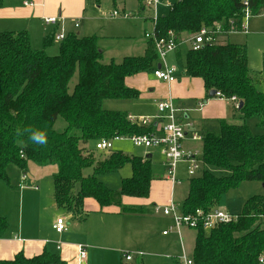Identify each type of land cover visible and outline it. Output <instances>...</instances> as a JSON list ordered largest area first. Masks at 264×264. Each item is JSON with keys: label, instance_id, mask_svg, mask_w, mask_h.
Instances as JSON below:
<instances>
[{"label": "trees", "instance_id": "obj_1", "mask_svg": "<svg viewBox=\"0 0 264 264\" xmlns=\"http://www.w3.org/2000/svg\"><path fill=\"white\" fill-rule=\"evenodd\" d=\"M6 0H0V7ZM99 6L103 0H93ZM112 5L116 0H109ZM244 1L247 2L245 6ZM260 14L264 0H177L166 14L158 17L155 35L177 42L183 34H196L201 28L224 34L239 30L244 10ZM52 37L42 49L31 46L26 31L0 32V180L9 183L6 168L12 164L24 171L27 163L56 165L53 198L56 206L78 214L87 197L101 207L119 206L124 212H140L124 206L122 196L146 198L155 178L149 157L109 150L103 159H94L91 146L100 139L148 133L149 129L133 122L125 111L103 108L107 99H134L139 92L127 87L125 77L152 69L157 60L154 43L147 40L141 56H125L120 62H102L97 36L68 33L59 42L56 54L46 53ZM184 74L202 79L205 89L215 90L226 99L235 97L239 116L245 121L256 116L260 134H253L245 122L220 121L217 134L202 135L203 170L189 178L181 215L195 216L197 209L206 215L218 207L222 196L243 180L264 183V92L255 86L258 76L248 66L245 44L228 40L187 49ZM78 71L73 88L69 82ZM63 119L62 130L54 128ZM45 139L38 142L34 135ZM95 150V149H94ZM130 164L131 175L121 178L117 190L105 186L98 175L114 173ZM207 166L227 171L217 176ZM91 167L85 175L84 169ZM192 250L194 264H264V195L247 198L228 223L205 230L197 217ZM7 221L0 215V237ZM262 260V261H260ZM0 264H66L44 249L28 257L22 252ZM129 264H144L141 262Z\"/></svg>", "mask_w": 264, "mask_h": 264}, {"label": "crops", "instance_id": "obj_2", "mask_svg": "<svg viewBox=\"0 0 264 264\" xmlns=\"http://www.w3.org/2000/svg\"><path fill=\"white\" fill-rule=\"evenodd\" d=\"M125 3L126 0H116L110 13L113 10L120 12L118 4L125 7ZM100 5L96 6L93 0H6L0 7V32L26 31L32 48L37 50L43 48L44 40L48 37H52L53 40L46 49H53L54 45L58 49L60 41L54 37L59 32L66 35L68 33H76L79 36L95 35L98 46L102 50V57L107 53L108 61L120 62L125 56L143 55L148 40L145 33L152 30L151 16L138 15L143 25L145 39L143 46L127 45L122 47L120 45V51L112 52L108 49L109 45L104 43L110 42L111 39L117 42L124 34H120L112 25H109V18L113 17L110 14L105 17V14L100 13V10L97 9ZM139 7L145 11L147 6L145 3H140ZM120 13H125V9L122 8ZM47 17H56L58 20L54 24L46 23L44 19ZM114 17L123 18L122 16ZM76 23L78 26H75ZM249 26L248 20L247 32L244 34L249 32ZM230 33L219 35L218 40L230 41ZM190 38V35L183 34L177 48L172 51V56L167 57L166 55L169 65H174L177 69L173 58L176 61H181L183 55L185 58L187 50L182 55V48L184 45H188L187 49L190 47ZM134 48H138L140 54H133L135 53ZM118 55L121 56L117 57ZM152 69L129 75L124 79L127 87L139 92L137 98L123 100L133 104V108L124 103L123 106L109 104L108 109L125 111L131 118L156 116L159 114L158 101L170 99L177 109L179 118L191 124L190 132L200 135L206 132L217 134L219 131L211 130L212 125L218 124L219 128L221 120L235 124L229 119L231 113L234 114L233 101L209 96L202 79L186 76L183 65L180 74L177 75L178 69L176 70L175 80L172 82L157 79L153 75ZM161 122L164 123L165 120H161ZM241 123H243L242 119L240 123L236 124ZM136 156H148L151 160L153 153L146 149L141 155ZM19 170L21 178H17L18 175L9 174L7 167L9 183L0 180V215L7 221V227L0 237V259H11L18 252L31 257L47 249L58 254L66 264H129L134 258L137 259L134 260V263L141 261V263L149 264V259H146L148 262L146 263L142 255L150 254L156 246H160V242H157L153 237V226L149 225V221L136 214L144 213L141 216H152L161 213L163 216H169L154 211L155 206L164 207L173 201L172 195L169 197L167 195L168 187L170 186L172 190L173 185L166 175L165 178L155 177L152 180L150 192L146 198L122 196V205L137 207L140 212H124L115 205L101 207L95 199L87 197L83 200L78 214L72 215L65 210L67 214L62 218L63 213L60 211L62 208L55 206L50 196L51 183L48 188L46 187V192L37 186L44 179L51 178L52 180L53 175L57 172V166L38 165L29 161L24 171ZM179 170L184 171L185 167L180 164ZM121 178L124 177H120L119 183ZM58 218H62L66 223V229L61 233L53 229V224ZM166 220L168 223L171 222L167 217ZM164 231L166 230H162V234ZM168 234L167 231L166 235ZM80 246L86 253L82 261H79ZM127 253L131 256L129 261L125 260Z\"/></svg>", "mask_w": 264, "mask_h": 264}, {"label": "rangeland", "instance_id": "obj_3", "mask_svg": "<svg viewBox=\"0 0 264 264\" xmlns=\"http://www.w3.org/2000/svg\"><path fill=\"white\" fill-rule=\"evenodd\" d=\"M119 1V0H118ZM147 0H126L125 7L123 5L118 4L117 7H119V11L122 12V8L125 9V13H131L133 14L129 18H109V25H112L117 32L120 34H124V36H121V40H117V42H114L112 39L110 42H105V45H109L108 49H110L112 52H118L120 51V45L127 46V45H141L144 44V35H143V25L142 20L138 15L143 16V14L153 16L154 13L158 16L163 15L167 12L168 7L176 2L177 0H159V3L157 4L155 9L149 8L148 6L145 7V11H142L139 7L140 3H145ZM112 2L109 0H103L100 7L97 8L100 10V13L105 14V17H108L110 14V11L113 9ZM140 10V11H139ZM144 12V13H143ZM249 20V29L248 33L244 34L241 30H235L232 31L229 34V39L231 42H237L240 44H245L247 48V57H248V66L252 73L258 74L263 66H264V11L260 14H257L255 12H252L248 18ZM146 24V23H145ZM115 43V44H114ZM114 45V46H113ZM188 45H184L182 50L183 53H185V50H187ZM132 49V48H131ZM135 53L133 54H140V51L138 48L133 49ZM58 52V49L55 48V45L53 46V49H46V53H53L56 54ZM121 55H118L119 57ZM172 52H169L167 54V57H171ZM107 53L102 57V62H107ZM119 60V59H117ZM173 61L177 65V75L181 73L182 65L184 62V55L182 56L181 61H176L175 58H173ZM78 79V71L74 73L73 77L71 78L69 82V89L71 90ZM255 86L258 88V90H261L264 92V74H260L258 76V81H256ZM124 99H107L103 102V108L108 109L109 104L111 105H121L123 106L124 103H127L126 106L133 108V104H131L129 101H123ZM234 114L230 115L229 119L233 123H240V120L242 119L239 116L238 111L235 110V107L233 109ZM239 116V117H238ZM241 118V119H240ZM229 121V122H230ZM242 122L243 119H242ZM259 119L256 116H252L250 118H247L245 120V123L249 127L250 131L253 134H260L263 132V129L258 126ZM65 126V122L63 119L58 118L55 122L54 128L56 130H62ZM211 130L213 132H218V124L212 125ZM113 148L112 150H119L122 151L128 155H141L142 152L146 149H149L152 153V159L151 162V168L152 172L154 173V177H164L166 175V166L163 163L165 161L163 155L161 154L160 150L157 148H145V147H136L132 144V142L128 139L122 138L117 139L113 141ZM93 153L94 159H103L106 157L109 153V151H99L94 150L93 146H91V150ZM182 167L186 166V163H181ZM206 169L211 171L217 176H221L224 174H227V171L218 169L215 167L207 166ZM92 169L91 167L84 169V174L87 175L91 173ZM185 171V170H184ZM183 170H179L178 176L181 178L179 182H176L171 190V187L168 188V197L169 195H172L173 202L177 205V214L180 215L181 213V207L183 199L187 193L188 190V181L189 178L186 172ZM201 170L197 171V175H200ZM8 173H12L14 175H18L17 178H21V171L15 166L10 164L8 166ZM131 174V167L129 164H126L122 169L117 171L116 173L111 174H104V175H98L97 178L103 182L105 186L108 188H119V179L120 177H127ZM13 178V177H12ZM14 180V178H13ZM50 180V182H49ZM170 182V181H169ZM3 183V182H2ZM51 183V189H50V196L52 199V202L55 204L54 198H53V180L51 178L44 179L40 185L41 190L46 192V187L48 188ZM172 193V194H171ZM255 194H261L264 195V185L263 182L254 181V180H243L241 181L236 188L229 189L221 198L219 202V207L227 210V212L236 215L241 211L242 205L244 201L249 198L252 195ZM129 204V203H128ZM62 211L61 217L64 218V216L67 214L66 211L62 208L60 209ZM144 214V213H141ZM140 213H137L136 215H140L142 219H146L149 221V225L153 226L152 235L157 240V242H160V246H156L155 250L152 251L150 254L142 255L143 260L146 261V259H149V264H179L180 257L185 253L188 257H192V247H193V240L195 235V228L188 226L186 224H181L179 227H176L174 225V219L172 216H163L160 214H153L152 216H141ZM166 217L171 220V222H167ZM162 230L168 231V235L162 234ZM176 255V257H173ZM178 256V258H177ZM133 261H130L129 263H134ZM141 262V261H139Z\"/></svg>", "mask_w": 264, "mask_h": 264}, {"label": "built area", "instance_id": "obj_4", "mask_svg": "<svg viewBox=\"0 0 264 264\" xmlns=\"http://www.w3.org/2000/svg\"><path fill=\"white\" fill-rule=\"evenodd\" d=\"M158 3L159 0H147L145 5L149 8L155 9ZM244 4L247 6V2L244 1ZM251 13L252 11L248 8L244 10L243 22L241 23L239 29L244 33L247 32V22ZM110 15L112 17L122 16L123 18H129L132 16L130 13H120L117 10H113ZM157 19L158 15L154 13V15L151 16L152 30L145 33V37L154 43L155 52L157 54V60L152 69V73L159 80L172 82L175 80V72L177 69L176 66L169 65L167 63L166 55L177 48L178 42L172 35L167 38L155 35L153 28ZM44 20L46 23L54 24L58 19L56 17H47ZM75 26H78V24L76 23ZM230 32L232 31H229L228 33ZM221 34L224 33L219 29V27L216 29L203 27L189 39L190 48L198 50L205 44L214 43ZM65 36V33L59 32L55 34L54 38L61 41L65 38ZM156 64L159 66L157 67ZM215 96L226 99L218 92H216ZM227 100L233 101L235 108L238 107L235 97ZM157 108L159 114L156 116L131 118L133 122H136L144 128H148V133L133 134L126 137L117 136L111 139L103 138L96 141L94 149L99 151H109L113 147L114 140L125 138L130 140L136 147L159 149L165 159L166 178L170 180L172 185L180 181L178 172L179 165L182 162L186 163L185 172L188 177L191 178L197 176V171L201 170L200 172H202L203 170L201 157L202 135L189 131L191 124L184 122L181 118H179L177 109L174 107L170 99L158 101ZM161 120H165V122L162 123ZM154 211L172 216L176 227H179L184 223L188 226L196 228V226H198L197 217H200L202 218V227L205 230H210L219 224L228 223L236 218V215L220 208H215L206 215L203 214L202 210L197 209L195 211V216L183 217L181 213L180 215L177 214V205L173 201H170V203L164 207L155 206ZM53 229L56 232L61 233L66 229L65 221L62 218L56 219V222L53 224ZM163 234H167V231H164ZM85 256V250L82 246H80L79 261H82ZM130 259L131 256L127 253L125 255V260L129 261ZM180 264H194V261L192 257H188L185 253H183L180 257Z\"/></svg>", "mask_w": 264, "mask_h": 264}, {"label": "clouds", "instance_id": "obj_5", "mask_svg": "<svg viewBox=\"0 0 264 264\" xmlns=\"http://www.w3.org/2000/svg\"><path fill=\"white\" fill-rule=\"evenodd\" d=\"M33 139L38 141V142H43L45 137L42 134H39V135H34Z\"/></svg>", "mask_w": 264, "mask_h": 264}, {"label": "water", "instance_id": "obj_6", "mask_svg": "<svg viewBox=\"0 0 264 264\" xmlns=\"http://www.w3.org/2000/svg\"><path fill=\"white\" fill-rule=\"evenodd\" d=\"M158 66L159 65H157V67ZM215 94H216V91L215 90H212V91L209 92V96H215ZM263 185H264V183H263Z\"/></svg>", "mask_w": 264, "mask_h": 264}]
</instances>
